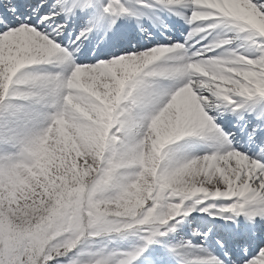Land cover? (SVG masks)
<instances>
[{"label": "snow or ice", "instance_id": "1", "mask_svg": "<svg viewBox=\"0 0 264 264\" xmlns=\"http://www.w3.org/2000/svg\"><path fill=\"white\" fill-rule=\"evenodd\" d=\"M257 15L264 0H0V183L34 166L65 119L80 143L110 127L112 144H134L135 170L150 158L157 177L143 211L125 214L116 205L136 178L104 162L94 174V191L115 186L120 195L93 201L94 227L84 237H135L128 247L69 241L63 254L49 255L33 226L12 223L0 208V264H264V20ZM201 145L210 150L199 154ZM186 146L196 154L178 162ZM193 167L229 191L204 198L206 182L191 199L169 196L167 178Z\"/></svg>", "mask_w": 264, "mask_h": 264}, {"label": "clouds", "instance_id": "2", "mask_svg": "<svg viewBox=\"0 0 264 264\" xmlns=\"http://www.w3.org/2000/svg\"><path fill=\"white\" fill-rule=\"evenodd\" d=\"M258 20H264V16L257 15ZM110 131V127H107L104 132L96 136L95 139H89L81 143V148L85 152L89 153L92 160V164L89 165L88 170L84 173L72 172V179L69 185H53L51 189V195H49L46 201L41 200L39 202L34 201L32 204H28L25 200L21 207L6 210L10 212L12 221L19 226L31 225L34 229V235L41 240L47 242L50 252L49 255H61L60 248L69 241H75L77 243H104V240L100 241H88L84 237V231L91 230L93 220L96 217L93 201L99 196L106 200H114L119 197V190L113 186L107 190V193L101 191H94L96 186L95 172L99 169L101 162L108 165L118 164L120 168L124 169L122 173L129 178L143 179L145 176L154 177L153 184L150 188L157 187V177L153 168H148L145 163L142 171L137 172L133 165L135 160L133 158L134 144L130 141L121 142L119 145L111 143L107 136V132ZM119 131V130H118ZM115 140L120 141V137L115 136ZM107 141V145L105 142ZM27 159V157H25ZM176 161H170L169 166H175ZM93 165L95 167L93 168ZM20 175H27L26 170L21 169ZM86 177V178H85ZM63 180V177H61ZM191 184L205 183L204 180L198 176H193L189 181ZM209 189L205 193L206 196L215 195L216 192L220 193V196H224L229 191L219 179L209 182ZM233 192L238 189H232ZM175 194V192L173 193ZM180 195H184L187 198V193L181 192ZM54 197V198H53ZM199 203V201L194 202ZM55 206L58 210L53 212L52 208ZM226 207L225 205H209L212 207ZM117 209H123V213H132L134 210L129 209L127 202L119 203L116 205ZM143 211V208L139 209V212ZM166 211L165 208H161V212ZM259 214V213H257ZM254 222V221H253ZM60 239H57V237ZM110 240V239H109Z\"/></svg>", "mask_w": 264, "mask_h": 264}, {"label": "rangeland", "instance_id": "3", "mask_svg": "<svg viewBox=\"0 0 264 264\" xmlns=\"http://www.w3.org/2000/svg\"><path fill=\"white\" fill-rule=\"evenodd\" d=\"M81 111L84 109L81 106H77ZM95 119V117H93ZM109 117L106 114H102L100 120L102 123H107ZM58 138L49 134V136L41 143L38 153V158L35 165H27L23 169L26 170L27 175H20L13 177L6 185L0 183V208H6L8 210L21 207L26 200L28 204H32L34 201L39 202L41 200L46 201L51 195V189L53 185H69L72 179V172L84 173L88 170L89 165L92 164L89 153L85 152L81 148V143L77 138V134L72 130L71 123L68 120H62L57 125ZM110 132V131H109ZM163 133L156 137L157 140L161 139ZM188 140V138H184ZM182 142H174L170 147L175 148L177 144ZM208 149L205 145H201L199 148V154H203ZM147 158V149L144 150ZM193 149L186 146L182 153L178 154L179 157L184 155H194ZM95 165H93V168ZM148 168H153L150 158L147 162ZM158 171V165L155 166ZM198 176L204 180L205 183L191 184L190 178ZM63 177V180L61 179ZM156 177V172H155ZM86 178V177H85ZM154 177L145 176L143 179H138L134 182L130 189V194L125 200L129 209L134 210L132 213L138 214L139 209L143 208L149 199L153 198V194L157 192L156 188H150L153 184ZM212 182L209 179L208 174L202 168L193 167L185 170L174 176H169L166 183L169 188L174 189L176 195H180L181 192L187 193L186 199H191L194 195L199 193L196 191L198 188L203 189L205 184ZM174 192H169L168 195H173ZM54 198V197H53ZM204 198H207L205 195ZM216 200H229V198H213ZM125 201H122L124 203ZM185 201H181V210ZM107 207V206H105ZM116 209H110L109 214H112ZM123 213V209H119ZM176 214H179L177 212ZM9 220L13 223L11 215ZM220 224H224L223 220L219 221ZM88 241H100L95 238H87ZM104 243H82L79 247L95 250L104 246L109 248L115 247H128L130 243L135 240V237H129L127 240L111 241L107 238L103 239Z\"/></svg>", "mask_w": 264, "mask_h": 264}, {"label": "bare ground", "instance_id": "4", "mask_svg": "<svg viewBox=\"0 0 264 264\" xmlns=\"http://www.w3.org/2000/svg\"><path fill=\"white\" fill-rule=\"evenodd\" d=\"M212 181H214V180H212ZM229 199H231V198H229ZM234 226V225H233Z\"/></svg>", "mask_w": 264, "mask_h": 264}]
</instances>
